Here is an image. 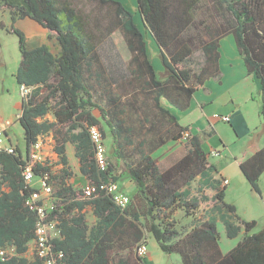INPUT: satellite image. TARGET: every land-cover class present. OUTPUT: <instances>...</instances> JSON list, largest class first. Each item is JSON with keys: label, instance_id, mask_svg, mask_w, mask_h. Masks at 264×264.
<instances>
[{"label": "trees", "instance_id": "trees-1", "mask_svg": "<svg viewBox=\"0 0 264 264\" xmlns=\"http://www.w3.org/2000/svg\"><path fill=\"white\" fill-rule=\"evenodd\" d=\"M22 1L17 6L0 0L12 24L7 32L19 41L21 60L15 80L28 89L18 118L25 155L16 147L13 153L0 152V250L14 248L13 255L0 257V264H44L35 250L31 258L26 257L28 244L35 239V213L25 205L34 190L25 186L22 177L30 163L34 176L46 178L52 190L47 221L57 229L51 247L62 256L56 257V264H141L131 250L144 243L145 234L152 236L162 253L179 256L182 264H264V227L250 234L256 223L240 220L234 206L224 202V187L219 180H211L216 169L208 163L203 148L207 134L180 126L161 105L164 100L182 112L207 79H218L219 41L231 35L247 74L258 84L259 115L264 123V0H135L144 31L159 49L166 72L163 80L150 64L133 13L118 1L90 0L98 8L88 13L80 12L71 0ZM24 18L47 30L46 39L57 43V54L46 44L27 46L24 34L13 27ZM116 29L125 38L130 61H119L103 70L104 74L94 72L96 45ZM195 51L204 58L202 66H183ZM93 81L103 90L105 106L93 97ZM110 87L120 92L115 95ZM140 98L156 112L150 115ZM49 113L54 121L47 118ZM129 114L137 117L143 133L159 138L148 152L144 140L134 144L133 131L125 126ZM92 126L103 139L111 138L105 172H99L94 161L88 133ZM48 134L53 135L54 154L62 166L56 175L49 162L33 163L30 157L33 145ZM182 139L186 140L183 155L167 167H160L151 157L169 141ZM66 143L73 145L78 171L88 187L109 180H128L134 185L135 194L124 209L115 206L104 191L97 189L86 198L82 188L70 185L74 174ZM128 146L135 150L134 156L126 151ZM239 169L260 195L257 183L264 173V146L253 150ZM87 209L96 220L92 226L85 219ZM178 209L194 218L191 230L183 235L172 219ZM218 220L227 238L242 233L237 245L225 254L220 251Z\"/></svg>", "mask_w": 264, "mask_h": 264}, {"label": "crops", "instance_id": "crops-1", "mask_svg": "<svg viewBox=\"0 0 264 264\" xmlns=\"http://www.w3.org/2000/svg\"><path fill=\"white\" fill-rule=\"evenodd\" d=\"M8 1L13 5H23L22 0ZM123 1L127 2V0ZM127 3L131 6L133 5V9H136V3H134L133 0H128ZM3 8L8 19L2 22L3 28L0 27V41L3 35L11 34L7 31L12 27L9 11L4 6ZM13 27L24 34L26 42L31 41L30 44H27L29 48H35L42 44L48 45L46 39L48 34L47 30L43 29L35 21L24 18L17 20L13 24ZM150 43L149 48L154 51V42L150 41ZM218 52L220 77L218 79H207L204 84L192 94L187 109L179 112L176 108L173 109L172 107L173 110L171 109L169 112L174 116L176 113L181 114V119L177 121L180 126L187 127L191 131H193L194 126L199 121L203 124L206 123L203 128L195 130L207 134L206 139L203 141V148L207 152L208 163L216 169L211 173V180L220 181L221 186L224 187V202L234 206L236 213V205L226 201L227 191L232 188L233 182H235L234 178L244 191L246 190L250 193V196H248L253 203L261 205V203L264 202V173L261 174L257 183L258 190L261 193L259 195L253 191V188L243 177L239 169L240 162L249 158L253 150L264 146V123L259 115L260 101L258 97V84L253 75L247 74L244 62L231 35L224 36L220 39ZM20 60V54L16 55L12 52H1L0 50V130L4 131L7 143L12 147H16L24 157L23 130L18 122L23 96L21 87L15 80V74L19 68ZM158 66L159 63L157 62L155 67ZM213 105H217L221 110L208 115L205 110L207 107ZM166 109L168 110V108ZM214 114L229 116V123L214 120ZM94 115L98 116L95 112ZM48 119L54 121L52 116H49ZM43 137L39 138L42 143L41 157L42 154L50 155L52 159L56 160L58 169L62 168V166L58 164L57 156L54 154L55 142L52 138L53 135L50 134L52 139L49 137V142H51V144L46 141L43 145ZM15 139L17 141L16 143L13 142ZM20 142H22L21 148ZM212 142H215L217 146H213ZM65 147L66 153H68V148L71 149L74 161L72 165L70 163V158L67 157L71 171L74 174V177L70 180V185L74 189L83 188L88 185V182L78 171L79 163L74 156V147L69 143H66ZM215 158L216 162H211V160ZM223 159L226 161L224 164L222 161ZM49 163L51 162L49 161ZM231 173L234 178L230 175ZM225 181H227V184L224 183ZM31 186L35 189L39 187L37 178H34ZM117 187L119 191L127 194L128 197H132L135 194L134 185L128 180L117 183ZM5 190L8 191V189ZM207 193L211 194L210 192ZM90 212L92 211L90 210ZM215 216H218V214ZM243 221H253L256 223L255 227L258 226V222L255 219ZM217 222L218 221H216V223ZM251 233L254 234L255 231H251L250 234ZM241 235L242 233L239 235L240 239ZM31 244L34 246V241L29 242L28 251ZM4 250L9 255L14 254L13 247H6ZM32 252L30 257L27 254L26 257L31 258L34 254V251Z\"/></svg>", "mask_w": 264, "mask_h": 264}, {"label": "rangeland", "instance_id": "rangeland-1", "mask_svg": "<svg viewBox=\"0 0 264 264\" xmlns=\"http://www.w3.org/2000/svg\"><path fill=\"white\" fill-rule=\"evenodd\" d=\"M74 7H76L80 12H86L88 13L90 10L92 9H97L98 5H96V3L91 2L90 0H71ZM119 3H121L127 10H129L130 12L133 13V20L135 25L140 29L141 33L144 36V40L146 43V50L148 53V58L150 60V64L152 65V67L154 68L155 71L158 72L159 75V79H165L166 78V72L163 71V67L161 66L160 62H161V57H160V53H159V49L157 47L156 42L154 41V39L150 36V34H148V32H145L144 27L140 21V17H139V13L136 9H133V5H129L126 1L123 0H116ZM133 2L135 3V0H133ZM3 6L0 4V27L2 25V22L7 21L8 16L5 12V10H3ZM103 11L107 12V9H102ZM101 14V13H100ZM198 17V16H197ZM198 19V18H197ZM139 21V22H138ZM138 22V23H137ZM2 40L0 41V50L1 52H12L15 53L16 55L20 54L19 53V49H18V45H19V41H18V37L14 34H10V35H3ZM150 41L154 42V47L155 50H151L149 48L150 46ZM31 41H27V44H30ZM57 43L53 40L48 41V45L50 50L54 53L57 54L58 52V47L56 45ZM127 44L125 41L124 36L122 35L120 30H114L109 37H106L105 39H103L102 41H100L98 43V45H96V54L98 56V59L96 60L95 64H94V72H100L101 74H104L102 71L105 69H110V67H112V65L117 64L119 61L127 64L130 59H131V54L127 49ZM29 47V46H28ZM157 62L159 63L158 67H155V65L157 64ZM204 63V58L202 56V54L199 51H195L193 52L192 56L189 58V60L184 63L183 66H188L191 68H196V66H202V64ZM94 91H93V97L96 101L100 102L101 105L105 106V101L104 98L102 97L101 92L103 91L101 89V87L97 84L96 81L92 82ZM106 87V86H104ZM115 88V89H114ZM111 91H113V93H115V95H117L120 91L117 90L116 87H110ZM118 92V93H117ZM100 93V94H99ZM144 98H140L139 101H141V105L144 107V103L146 102L147 104L146 106V111L149 112V114L151 115L152 113L156 112V110H154L155 108H153V105L146 101ZM161 105L164 108H168V110H171L172 107L166 103L164 100H161ZM174 109V108H173ZM172 109V110H173ZM221 110V108H219L217 105H213V106H209L206 108L205 112L208 113V115H211L213 112H219ZM176 112V111H174ZM96 113V112H95ZM97 114V113H96ZM98 115V114H97ZM49 116H51V113H49L47 115V118H49ZM177 120L181 119V114L176 113L175 115ZM206 124V123H205ZM201 121H199L195 126L193 131H195V129H201L204 127V125ZM125 126H129L132 131H133V142L136 145L140 140H144L146 143L145 151L148 152L149 149L152 146V143H155L159 140V138L157 136H155L154 134L148 135L146 133H143V131L140 129L139 127V120L137 119L136 116L134 115H128L125 117ZM49 137L50 134L46 135L43 137V145L46 143V141L51 144V142H49ZM51 138V137H50ZM52 139V138H51ZM110 136L106 135V137L104 138V143L107 149V154H109V143H110ZM185 139L179 140V141H169L168 143H166L164 146L159 147L158 149H156L153 154L151 155L152 158H154L156 160V162L160 165V167H167L173 160H177L180 156L183 155L184 151H185ZM14 143H16V139L13 140ZM213 146H217L215 144V142H212ZM22 142H20V148L22 147ZM52 151V150H51ZM126 151L131 154V156L135 155V150L128 146L126 148ZM71 149L68 148V153L67 157L70 158V163L73 165V155L71 154ZM106 154V155H107ZM42 161H47V162H51L49 165H51V173L52 175H56L58 172V166L56 164V160L52 159L50 155H43L42 154ZM223 164L225 161V159L222 160ZM211 162H216V158L212 159ZM233 178V174H230ZM233 182V186L232 188H230L227 191V197H226V201L228 203H234L236 205V215L240 220H256L258 222V226L255 227L253 229V231L258 232L261 228L264 227V202L260 204H256L253 203V201L249 198L250 193L248 191H244L239 183L237 182V180H235L234 178ZM197 183L196 181L192 183V187L191 189L193 190L194 188H196ZM87 185L85 187H83L82 189L86 188ZM235 187V188H234ZM249 195V196H248ZM202 209L201 211H199V213H197V217H201L202 215ZM196 217V218H197ZM85 219L88 223L89 226H92L95 223V217L93 215L92 212H90V210L86 211V216ZM173 221L175 224V228L179 231L180 235L185 234L187 231L191 230L192 226H193V222H194V218L190 217V216H186L184 214V211L181 209H178L176 211H174L173 213ZM216 230L219 233V245H220V251L222 254L227 253L228 251H230L235 245H237V243L240 240V236H237V238H232L229 239L227 238L225 235V229L222 225V223L218 220V222L216 223ZM142 245L145 247V255L139 256L136 253V249H132L131 250V255L133 257L138 256L140 258V262L141 264H182L179 256L174 255V254H170V255H166L164 253H162L159 250V247L157 245V243L155 242V240L152 238V236L150 234H145V239H144V243H142ZM32 251H34V246L31 244L30 245V249L27 252V255L30 257L32 255ZM123 254H125L123 252Z\"/></svg>", "mask_w": 264, "mask_h": 264}, {"label": "built area", "instance_id": "built-area-1", "mask_svg": "<svg viewBox=\"0 0 264 264\" xmlns=\"http://www.w3.org/2000/svg\"><path fill=\"white\" fill-rule=\"evenodd\" d=\"M22 96L28 93V89L21 86ZM213 119L216 121H222L229 123V116L214 114ZM89 140L93 147V157L97 170L99 172H105L108 170L107 161V149L104 143L103 136L97 127H89ZM186 137V134H184ZM42 143L38 140L31 149L32 162L42 161L41 157ZM5 151L7 153H13L14 149L7 143L6 136L3 130H0V152ZM23 182L25 186L34 191L25 200V205L28 206L35 213V253L37 257L44 260V264H56V257L60 258L62 254L60 252L54 253L52 251L51 240L57 236V229L54 222L47 221L48 212L52 210V205L49 201L51 199L52 190L49 185H46V178H37L39 187L37 189L31 186L32 181L36 178L31 169V163L25 167L23 173ZM227 184V181L224 182ZM104 191L109 194L113 199V204L121 209H124L130 201V197L127 194L118 190L117 183L109 180L105 184L97 186H90L83 189L84 197H90L96 190ZM144 246L141 245L136 248V253L139 256L145 255ZM8 254L5 250H0V257H4ZM9 255V254H8Z\"/></svg>", "mask_w": 264, "mask_h": 264}]
</instances>
